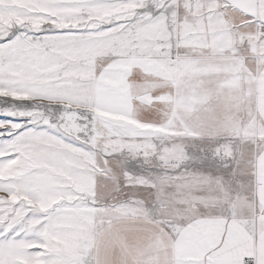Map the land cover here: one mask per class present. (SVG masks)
Wrapping results in <instances>:
<instances>
[{
	"label": "snow or ice",
	"instance_id": "snow-or-ice-1",
	"mask_svg": "<svg viewBox=\"0 0 264 264\" xmlns=\"http://www.w3.org/2000/svg\"><path fill=\"white\" fill-rule=\"evenodd\" d=\"M0 264H264V0H0Z\"/></svg>",
	"mask_w": 264,
	"mask_h": 264
}]
</instances>
